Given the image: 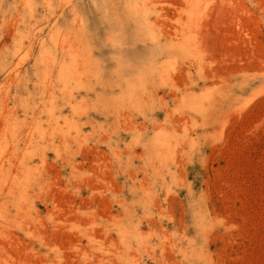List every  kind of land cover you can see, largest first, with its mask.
Here are the masks:
<instances>
[{
    "label": "rangeland",
    "instance_id": "obj_1",
    "mask_svg": "<svg viewBox=\"0 0 264 264\" xmlns=\"http://www.w3.org/2000/svg\"><path fill=\"white\" fill-rule=\"evenodd\" d=\"M0 83V264H264V0H0Z\"/></svg>",
    "mask_w": 264,
    "mask_h": 264
},
{
    "label": "bare ground",
    "instance_id": "obj_2",
    "mask_svg": "<svg viewBox=\"0 0 264 264\" xmlns=\"http://www.w3.org/2000/svg\"><path fill=\"white\" fill-rule=\"evenodd\" d=\"M107 1H108V0H107ZM75 2H76V1H75ZM49 6H50V5H49ZM52 9H53V7H52ZM83 12H84V11H83ZM57 16H58V15H57ZM56 21H57V20H56ZM41 26H42V25H41ZM38 27H39V26H38ZM38 29H39V28H38ZM40 29H41V28H40ZM26 30H27V29H26ZM21 33H22V32H21ZM21 35H22V34H21ZM59 38H60V37H59ZM31 45H32V44H31ZM32 46H33V45H32ZM22 52H23V51H22ZM23 53L25 54V52H23ZM20 54H21V53H20ZM24 54H23V55H24ZM28 54H29V53H28ZM21 56H22V55H21ZM72 57H73V56H72ZM25 59H26V58H25ZM126 60H127V59H126ZM73 61H74V60H73ZM122 61H123V60H122ZM138 62H139V61H138ZM22 63H23V61H22ZM21 66H22V65H21ZM5 67H6V66H5ZM4 69H5V68H4ZM122 71H123V70H122ZM28 72H29V71H28ZM28 72H27V73H28ZM17 73H18V70H17ZM27 73H25V74H27ZM5 74H6V72H5ZM121 74H122V73H121ZM8 75H10V74H8ZM30 75H31V74H30ZM10 76H11V75H10ZM10 76H9V77H10ZM4 78H5V77H4ZM5 80H6V79H5ZM5 80H4V81H5ZM2 81H3V80H2ZM0 84H1V83H0ZM3 84H4V83L2 82V85H3ZM0 87H1V86H0ZM4 88H5V87H4ZM15 88H16V87H15ZM7 90H8V89H7Z\"/></svg>",
    "mask_w": 264,
    "mask_h": 264
}]
</instances>
